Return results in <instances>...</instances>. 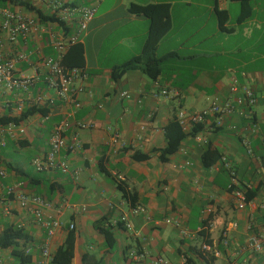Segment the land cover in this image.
Returning <instances> with one entry per match:
<instances>
[{
	"label": "crops",
	"instance_id": "0c3cea01",
	"mask_svg": "<svg viewBox=\"0 0 264 264\" xmlns=\"http://www.w3.org/2000/svg\"><path fill=\"white\" fill-rule=\"evenodd\" d=\"M23 1L46 17L57 14L48 1ZM59 1L97 8L79 42L85 50L88 73L85 93L79 96L78 108L56 101L46 116L36 114L19 123L26 128V135L19 141L8 140L7 146L0 148V167L7 173L6 178H0V193L8 186L23 184V192L52 202L55 209L46 213L63 226L52 237L50 249L55 255L73 236L71 264H155L160 258L164 264H182L183 258L191 264H264V254L248 247L250 236L264 230V0H252L253 13L242 22V5L231 0ZM132 4L169 6L171 28L155 51L161 61L156 80L139 69L127 71L118 80L113 78L115 68L141 55L150 32L151 20L130 13ZM4 8L51 25L53 32L63 30L26 8L10 4ZM217 10L228 13L223 27ZM69 31L71 35L72 25ZM50 43V35L44 32L16 44L0 33V56L30 55L31 64L17 65L16 78H39L29 93L0 87V116L19 117L20 102L23 113L35 106L34 97L44 93L55 96L46 90L40 59L59 57ZM233 78L255 91L257 104L250 109L236 108L221 129H212L214 119L210 118L190 133L183 131L186 138L179 150L163 162L160 151L167 146V126L177 121L180 111L200 113L216 101L226 104L232 100ZM170 89L177 90L178 96L154 97ZM123 92L132 98H122ZM64 119L71 124L68 139L76 136L82 144L78 151L61 152L59 158L67 163L68 172L56 168L38 173L33 167L35 173L29 174L15 164L12 152L6 151L10 145L34 148L32 164L49 151L51 134ZM81 121L93 122L96 128L78 130L76 124ZM116 138L127 147H117ZM208 151L217 155L210 167L203 162ZM135 156L147 159L136 160ZM223 158L236 170L247 196L251 195L244 209L237 207ZM119 185L125 188L127 198ZM5 206L0 205V234L6 226L28 233L29 264H36L42 259L46 230L14 197L7 196ZM137 206L146 208L147 215L130 214ZM123 215L129 217L131 229L120 223ZM168 219L180 226L166 224ZM71 224L75 230H70ZM0 250L4 264H21L11 251ZM134 250L147 253V257L132 259Z\"/></svg>",
	"mask_w": 264,
	"mask_h": 264
},
{
	"label": "built area",
	"instance_id": "2783aa9c",
	"mask_svg": "<svg viewBox=\"0 0 264 264\" xmlns=\"http://www.w3.org/2000/svg\"><path fill=\"white\" fill-rule=\"evenodd\" d=\"M34 3L38 0H32ZM50 2L51 10L56 14V19L59 22L56 24L60 27L63 23L66 27L72 25L74 31L71 35H66L64 29L61 32H53L51 25L42 24L38 19L30 17L22 12L4 8L0 6V33L6 35L10 44L18 43L19 39L27 40L34 37L39 32L48 33L50 35V45L60 54L58 58L40 57L43 67L45 69L44 83L46 90L54 92L55 96L50 94H40L34 97L32 105L40 108L52 109L56 105V101L78 108L80 106L79 96L85 93L84 83L88 78V73L85 68L66 67L62 64V57L67 50L78 44L82 35H84L90 24L96 17L97 8L95 5L76 7L69 4L62 3L59 0H45ZM100 1V0H95ZM63 28V27H62ZM20 63L31 64L30 55L25 52H18L13 58H6L0 56V87L4 86L9 90H20L24 93H29L32 87H35L39 82L38 76H19L16 78L17 65ZM232 100L226 104H221L218 101L213 103L208 109L200 113H187L180 111L177 116V121L185 133H190L197 126L205 123L208 119L213 118L214 128L221 129L227 117L235 113L236 108L245 106L247 109L254 107L257 104V96L252 88L241 86L236 78H233L232 84ZM178 92L175 89L162 90L155 93L154 97L159 100L161 98L171 99L177 97ZM121 97L127 100L132 98L129 92L121 93ZM20 102L18 105V112L22 113L24 106ZM102 106L100 105L99 108ZM244 114V113H243ZM71 128L68 119L62 120L55 126L50 140L49 151L45 155L34 159L33 167L38 173H44L56 168L66 173L68 172V165L60 160L62 151L75 152L82 148V144L75 136L71 140L68 139L67 133ZM76 128L78 130H92L96 128L93 122H77ZM233 129H235L233 127ZM26 135V128L21 124L10 123L7 125H0V148L7 146L8 140L19 141ZM114 144L120 149L127 147L125 142H121L118 138L114 139ZM248 154L253 152L249 147V143L245 140ZM224 168L228 171L231 179V190L233 191L236 204L239 209H244L248 204V196L245 190L240 186L239 177L236 170L232 167L225 158L222 159ZM6 171L0 167V178H6ZM23 184L8 186L5 193H0V205H6V197H14L22 210L28 211L35 219L36 224L46 230L47 241L42 249V259L36 264H51L54 255L50 249V241L55 235L56 231L60 229L63 224L58 219L47 215L46 211L54 210L55 206L52 202L46 200L42 196L27 194L21 190ZM6 212L10 209L6 207ZM85 207L83 211H85ZM133 216L147 215L146 208L142 206L132 207L130 211ZM166 224H175L180 226L178 221L168 219ZM126 228L131 229L132 225L127 215H123L120 219ZM70 230H75V225H70ZM184 236L188 234L184 231ZM248 247L256 253L264 254V230L254 233L250 236ZM31 249L27 248L25 255H29ZM130 257L135 260H140L147 257V253L140 251H131ZM0 264H4V259L0 250ZM155 264H164L163 259H157ZM182 264H191L186 258H183Z\"/></svg>",
	"mask_w": 264,
	"mask_h": 264
},
{
	"label": "trees",
	"instance_id": "16d2710c",
	"mask_svg": "<svg viewBox=\"0 0 264 264\" xmlns=\"http://www.w3.org/2000/svg\"><path fill=\"white\" fill-rule=\"evenodd\" d=\"M240 2L242 5L239 22H242L251 17L253 9L251 6L252 0H231ZM13 5L16 7H23L32 12H35L37 16L43 21H49L51 23L59 22L55 17H46L41 11L36 10L29 3L23 0H0V6L5 7L7 5ZM130 13L135 15H143L151 20V28L148 38L143 47L141 55L132 58L126 64L121 67L115 68L113 71V78L115 80L120 79L127 71L139 69L142 70L148 77L156 80L161 74L160 60L156 58L155 51L162 40V38L169 32L171 28L169 18V6L168 5H139L132 4L129 8ZM221 27L228 20V13L226 11H218ZM63 27L65 34L69 35V28L63 23H60ZM62 64L66 67H79L85 66V50L82 43H78L70 47L62 57ZM48 109L34 106L26 109L19 117H11L8 115L0 116V125H7L10 123H22L36 114H42L46 116ZM186 138V134L183 132L181 126L177 121H173L166 128V140L167 146L161 150V160L167 162L173 154H175L181 145V142ZM216 154L213 151H208L203 157V162L207 167L212 166L216 161ZM136 160H145L147 156H135ZM122 192L123 197L127 198L126 190L123 186H118ZM248 198H251L250 193ZM31 238L28 233L23 229H19L15 226H6L3 232L0 234V249L11 251L12 254L17 257L21 264L31 263L32 256H26V245L30 242ZM75 254V240L73 236H70L66 244L60 248L54 255L53 264H71Z\"/></svg>",
	"mask_w": 264,
	"mask_h": 264
},
{
	"label": "rangeland",
	"instance_id": "374dc122",
	"mask_svg": "<svg viewBox=\"0 0 264 264\" xmlns=\"http://www.w3.org/2000/svg\"><path fill=\"white\" fill-rule=\"evenodd\" d=\"M6 151L12 152V159L15 164L21 165V167L29 174L35 173L34 168L31 164L32 158L36 156L34 148H20L10 145Z\"/></svg>",
	"mask_w": 264,
	"mask_h": 264
}]
</instances>
